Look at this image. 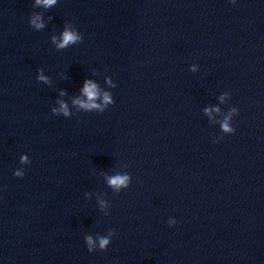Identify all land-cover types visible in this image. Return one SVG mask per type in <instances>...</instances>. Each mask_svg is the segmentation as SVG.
Instances as JSON below:
<instances>
[{"label":"clouds","instance_id":"9594fccd","mask_svg":"<svg viewBox=\"0 0 264 264\" xmlns=\"http://www.w3.org/2000/svg\"><path fill=\"white\" fill-rule=\"evenodd\" d=\"M35 2L37 5H42L45 8H50L51 6H53L57 3V0H35ZM235 2H236V0H231V3L235 4ZM31 23L37 29L44 27V24L41 22L39 15L35 16L31 20ZM80 39H81V37L79 34H77V32H75L73 30H69L67 27L63 31V33L61 35V39L59 41H57L55 36L52 37L53 43H55L56 47L60 48V49H63L65 47H67L68 45L73 44ZM38 78L40 80H45V81L47 80V78L44 77L43 75H40ZM82 91H83L84 95L88 98L87 102H85L84 100L77 99L74 101V103L79 104L83 108L99 107V105L94 103V100L98 95L97 86L94 83H92L91 81H86ZM104 101H105V103L111 102L110 97L107 93L104 95ZM53 111H56V110L54 109ZM60 111H63L65 113V115L68 114L67 106L63 102H61V104H60ZM222 127H223L224 131H226V132H232L233 131V129H231L229 127V125L226 121L222 125ZM24 160H25V158L22 157L21 162H24ZM14 175L17 177H22L23 173L17 171L14 173ZM128 182H129V177L127 175H116V176L110 177L108 180V183L116 189H119L121 187H127ZM86 240H87L89 247H91V245L93 243L92 238L89 236V237H86ZM108 243H109V240L107 238H101L100 239V247L101 248H105L108 245Z\"/></svg>","mask_w":264,"mask_h":264}]
</instances>
